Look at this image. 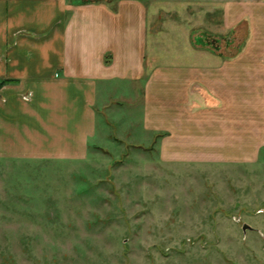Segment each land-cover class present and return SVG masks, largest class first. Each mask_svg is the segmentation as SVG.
Returning <instances> with one entry per match:
<instances>
[{
  "label": "rangeland",
  "instance_id": "1",
  "mask_svg": "<svg viewBox=\"0 0 264 264\" xmlns=\"http://www.w3.org/2000/svg\"><path fill=\"white\" fill-rule=\"evenodd\" d=\"M165 20L198 21L153 27ZM179 32L171 58L190 52ZM105 112L40 139L0 125V264H264V148L249 165L204 161L212 148L166 138L164 114Z\"/></svg>",
  "mask_w": 264,
  "mask_h": 264
},
{
  "label": "crops",
  "instance_id": "2",
  "mask_svg": "<svg viewBox=\"0 0 264 264\" xmlns=\"http://www.w3.org/2000/svg\"><path fill=\"white\" fill-rule=\"evenodd\" d=\"M187 9L195 28L153 27ZM180 30L190 52L171 58L165 37ZM114 101L146 121L164 114L166 138L212 148L204 161L253 163L264 148V0H0L1 130H90Z\"/></svg>",
  "mask_w": 264,
  "mask_h": 264
},
{
  "label": "water",
  "instance_id": "3",
  "mask_svg": "<svg viewBox=\"0 0 264 264\" xmlns=\"http://www.w3.org/2000/svg\"><path fill=\"white\" fill-rule=\"evenodd\" d=\"M242 228H243L244 232H246L248 229H250V230L253 229V227L250 226V225L247 224V223H244L243 226H242Z\"/></svg>",
  "mask_w": 264,
  "mask_h": 264
},
{
  "label": "trees",
  "instance_id": "4",
  "mask_svg": "<svg viewBox=\"0 0 264 264\" xmlns=\"http://www.w3.org/2000/svg\"><path fill=\"white\" fill-rule=\"evenodd\" d=\"M202 41V39H199V41L198 42H201Z\"/></svg>",
  "mask_w": 264,
  "mask_h": 264
}]
</instances>
